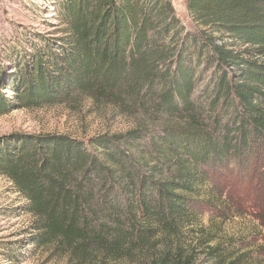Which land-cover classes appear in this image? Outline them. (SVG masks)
Returning a JSON list of instances; mask_svg holds the SVG:
<instances>
[{
  "label": "trees",
  "instance_id": "16d2710c",
  "mask_svg": "<svg viewBox=\"0 0 264 264\" xmlns=\"http://www.w3.org/2000/svg\"><path fill=\"white\" fill-rule=\"evenodd\" d=\"M188 9L197 32L172 0H59L55 36L5 52L0 115L84 95L136 120L123 134L0 141V173L34 216L37 245L71 264L145 250L161 264H197L181 244L200 231L203 264H248L235 241L212 245L197 229V206L213 176L233 164L245 174L264 151V0Z\"/></svg>",
  "mask_w": 264,
  "mask_h": 264
},
{
  "label": "rangeland",
  "instance_id": "374dc122",
  "mask_svg": "<svg viewBox=\"0 0 264 264\" xmlns=\"http://www.w3.org/2000/svg\"><path fill=\"white\" fill-rule=\"evenodd\" d=\"M59 0H0V63L10 65L8 54L20 39L42 35L55 36L60 28L56 13ZM177 17L190 32L201 27L188 9V0H172ZM208 74L204 77L207 80ZM202 87L198 85V90ZM12 97V92L5 93ZM136 120L112 105L94 102L77 95L64 102L42 103L15 109L0 115V141L15 135H68L90 139L100 135L123 134L135 127ZM230 170V171H229ZM205 200L197 206L200 223L197 229L214 237L212 245L235 241L248 264H264V151L245 174L233 164L220 176H213ZM23 196L13 183L0 173V264H71L67 255L52 247H40L33 229L34 216L23 211ZM198 235V236H197ZM202 232L186 233L182 248L194 247L197 264H203L196 248ZM159 250L143 251L131 259L92 264H161Z\"/></svg>",
  "mask_w": 264,
  "mask_h": 264
}]
</instances>
